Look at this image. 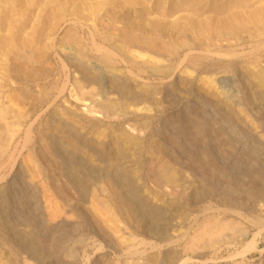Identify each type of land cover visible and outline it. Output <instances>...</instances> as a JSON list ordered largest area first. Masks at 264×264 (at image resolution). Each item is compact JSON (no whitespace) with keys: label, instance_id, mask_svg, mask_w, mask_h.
I'll return each mask as SVG.
<instances>
[{"label":"rangeland","instance_id":"1","mask_svg":"<svg viewBox=\"0 0 264 264\" xmlns=\"http://www.w3.org/2000/svg\"><path fill=\"white\" fill-rule=\"evenodd\" d=\"M33 1L0 4L33 18L27 56L0 48V211L23 242L0 224V264H264V46L225 30L230 0Z\"/></svg>","mask_w":264,"mask_h":264},{"label":"bare ground","instance_id":"2","mask_svg":"<svg viewBox=\"0 0 264 264\" xmlns=\"http://www.w3.org/2000/svg\"><path fill=\"white\" fill-rule=\"evenodd\" d=\"M5 1V3L7 2V4H13L15 7H19V6H22V4H20V3H23L24 1H25V3L26 2H28V0L26 1V0H16V1H18V2H20V3H17L16 1H8V0H0V4H2L1 2H4ZM61 1H63V0H53V4H55L56 3V5L58 6V7H60L61 6ZM127 1V3H129V4H131V5H134V4H137L138 3V1L139 0H126ZM192 1H194V0H185V1H183V0H180L179 2L181 3V4H184L185 3V5H186V2L188 3H190V2H192ZM31 2H32V0H31ZM33 2H38L41 6H46L48 3H49V1L48 0H34ZM85 2H86V0H85ZM87 2H88V0H87ZM196 2V1H195ZM247 1L246 0H230V2H228V3H226L225 5H223V7L224 8H226V9H228V8H231V9H228V10H224V8L222 7V6H220L219 7V10L220 11H224L226 14H229L230 16V18H228L227 20H225V23L223 24L224 26H225V30H229V32L231 33V34H233V36L235 35L236 36V38H237V34L239 33V32H243L244 34H246V39H244L243 40V42L244 43H247V45H250L252 48H253V50L254 51H257V50H259L260 48H262L263 46H264V43L262 42V37L264 36V8L263 7H260L261 8V10L260 9H255V10H251L249 13V15L247 16V15H245L244 16V12L242 11V7H243V3H246ZM68 3H69V1H68ZM89 3V2H88ZM249 3V2H248ZM264 3V0H258L257 2H256V4H263ZM28 4V3H27ZM31 4V3H30ZM63 4V3H62ZM66 4V3H65ZM86 4V3H85ZM124 4H126V3H124ZM128 4V5H129ZM142 4V3H141ZM201 4V3H200ZM35 5V4H34ZM38 5V4H37ZM68 5V4H67ZM143 5V4H142ZM88 6V5H87ZM249 6V5H248ZM31 7H33V6H31ZM30 7V8H31ZM40 7V6H39ZM67 7V6H66ZM99 7V6H98ZM167 7V6H166ZM175 7V6H174ZM209 7H211V6H209ZM216 7V6H215ZM218 7V6H217ZM251 7H252V5H251ZM38 7H36V9H37ZM69 8V7H68ZM73 8V7H72ZM102 8V7H101ZM172 8H173V6H172ZM21 9V8H20ZM42 9V8H41ZM60 9V8H59ZM58 9V10H59ZM70 9H71V7H70ZM69 9V10H70ZM74 9V8H73ZM99 9H100V7H99ZM180 9V8H179ZM253 9V8H252ZM10 10V9H9ZM18 10V9H17ZM61 10V9H60ZM68 10V9H67ZM80 10H82V9H80V6L79 7H76L75 9H74V11H75V13L76 12H80ZM93 9H92V7H91V9H90V11H92ZM97 11H98V9H96ZM217 10V9H216ZM247 10V9H246ZM20 11V10H19ZM28 11V10H27ZM33 11V10H32ZM63 10H61V12H62ZM94 11H95V9H94ZM9 12H11V11H9ZM25 12V11H24ZM228 12V13H227ZM17 13V12H16ZM56 13H58V11H56ZM59 13H60V11H59ZM70 13H72V11L71 12H69V14ZM74 13V14H75ZM175 13V12H174ZM173 13V14H174ZM207 13V12H206ZM208 13H210V11L208 12ZM212 13V12H211ZM14 14H15V11H14ZM13 14V15H14ZM30 14V13H29ZM32 14V13H31ZM30 14V15H31ZM47 14V13H46ZM61 14V13H60ZM11 15V14H10ZM26 16H24V13L22 14H18V16L16 17V20H15V17H14V19H13V17H9V14H3V12L0 14V48H5V53H9V48L11 49L12 47V49L13 50H15V53H16V55L15 56H17V57H19V56H27L28 55V51L25 49L27 46H29L30 44H32L33 43V39H32V37H29V36H26L27 35V28H28V26L30 27V21H32L31 19H33V18H31L30 19V17H29V15H27V14H25ZM213 15V14H212ZM48 16H50L49 14H48ZM48 16H46V17H42V20H45V19H48ZM61 16H63V14L61 15ZM206 16V15H205ZM232 17H234V18H232ZM232 18V20H230ZM61 19V18H60ZM216 19V18H215ZM40 20H41V18H40ZM10 21H12V22H10ZM194 21V20H193ZM42 22V21H41ZM44 22V21H43ZM45 22H46V20H45ZM52 22V21H51ZM211 22V21H210ZM219 22H222V21H219ZM12 23V24H11ZM223 23V22H222ZM39 24H40V21H39ZM38 24V22H37V25H39ZM71 24V23H70ZM211 24V23H210ZM36 25V24H35ZM36 25V26H37ZM42 25H44V24H42ZM73 25H75L74 23L72 24V26ZM202 25V26H201ZM39 27H41L40 25H39ZM52 27V26H51ZM60 27V26H59ZM77 27V26H76ZM195 27L197 28V29H200L201 27V29H205L206 27H207V25L205 26L204 24H200V22H197V25L195 24ZM42 28V27H41ZM212 28V27H211ZM210 28V29H211ZM223 28V27H222ZM54 29H56V28H54ZM54 29H52V30H54ZM221 29V28H220ZM30 30H32L31 28H30ZM39 30H40V28H39ZM42 30V29H41ZM169 30H170V28H169ZM208 30V29H207ZM236 30H238L239 32L237 33V31ZM57 31V30H56ZM146 31V30H145ZM5 32H7V34L5 33ZM30 32V31H29ZM38 32V31H37ZM41 32V31H40ZM199 32H201L200 30H199ZM212 32H214V33H216V35L217 34H221V32H222V30H215V29H212ZM225 32V31H224ZM6 34V35H5ZM32 34V33H31ZM41 34V33H40ZM39 34V35H40ZM52 34V33H51ZM43 35V34H42ZM41 35V36H42ZM128 35V34H127ZM224 36H222V37H220V35H219V37H217V39H212V38H210V37H213L214 35H211L210 37H206L205 35V41H207L206 42V44H208V45H211V46H215V48H216V50H220V49H222V48H225V50L226 51H230L231 50V43H229V38H227V37H225V34H223ZM34 36V35H33ZM50 36V35H49ZM234 36V37H235ZM40 37V36H39ZM47 37V36H46ZM234 37H233V39H234ZM202 38H203V36H202ZM40 38H38V40H39ZM62 40H68L69 39V41H71V42H73L74 44H76V46L78 47L77 48V52H78V54H81L82 53V51H81V45H80V42L77 40V38H76V35H75V33L73 32H71L70 30H67L66 32H65V34H62V38H61ZM238 40L237 41H240L241 43H242V41H241V37L240 38H237ZM243 39V38H242ZM37 40V41H38ZM105 40L107 41V38H105ZM68 42V41H67ZM213 42V43H212ZM263 43V44H262ZM80 45V46H79ZM198 46H199V44H197ZM37 46V45H36ZM95 51H97L98 53H96V56H94V58L95 59H97L98 57H100L99 59H106L104 56H105V54L104 53H102L103 51L102 50H99L100 49V47L98 46V45H95ZM176 48V47H175ZM25 49V50H24ZM182 49V48H181ZM264 49V48H263ZM252 50V49H251ZM21 51V52H20ZM174 51H175V49H174ZM206 51H207V53H203L202 54V56H200V57H195L196 59V61L195 60H193L192 58H190L189 57V60L193 63V61H194V64L195 63H197V61H201V60H204V59H207V58H213L214 57V52H212V51H210V50H208V49H206ZM11 52V51H10ZM100 52L102 53V54H100ZM218 52V51H217ZM23 53V54H22ZM163 53V52H162ZM99 54L101 55V56H99ZM217 54V53H216ZM220 54V53H219ZM83 55V54H82ZM224 55V54H223ZM188 56V55H187ZM232 56L233 55H231V54H229L228 55V57H230V62L228 61V64H231L232 62H235V61H237L236 60V58H237V56H233V58H232ZM92 57V56H91ZM193 57V56H192ZM219 57V56H218ZM224 57V56H223ZM184 58H186V57H184ZM187 59V58H186ZM218 61V60H217ZM216 62V61H215ZM133 63V62H132ZM203 62H201V64H202ZM212 63V62H211ZM200 64V65H201ZM214 64V63H213ZM209 66V65H208ZM229 66V65H228ZM227 67V66H226ZM191 68V67H190ZM228 69V68H227ZM8 71V70H7ZM186 72V71H185ZM151 74V73H150ZM97 108L101 111V112H103L105 115H103V116H105V117H108V115L109 116H116V111H115V108H114V104H108V105H102V106H100V104H99V106H97ZM126 115V114H125ZM112 118V117H111ZM110 119V118H109ZM112 119H114V118H112ZM116 119V118H115ZM56 130V129H55ZM25 137H26V140H27V142H29L30 141V136L25 132ZM118 139L119 140H121L122 142H124V143H127V144H130V145H138L139 143H138V141H137V138H136V136L134 137V136H131V135H129V133L128 132H126V131H121V132H118ZM125 147V146H124ZM122 152V151H121ZM65 156V155H64ZM67 156V155H66ZM114 156H115V154H114ZM125 156V155H124ZM68 157V156H67ZM63 158V157H62ZM92 158V157H91ZM63 161H65V163L66 162H70V164H74L75 165V162H73L71 159H69V158H64V160ZM112 162V161H111ZM65 165H67V164H65ZM165 165V164H164ZM37 167V166H36ZM75 167V166H74ZM73 169V168H72ZM160 170H161V174H162V177H163V179L165 180V182L166 181H168L169 183H173L170 179H167L166 177H168V172H167V167H163V166H160ZM32 171V170H31ZM121 172V171H120ZM126 174V173H125ZM67 175V174H66ZM125 176V175H124ZM127 176V175H126ZM132 176V175H131ZM118 177V176H117ZM120 178V177H119ZM124 178V177H123ZM127 178V177H126ZM158 178V177H157ZM128 179H131V178H127V180ZM73 180H75V179H73ZM78 180V179H77ZM126 180V181H127ZM76 181V180H75ZM82 181V180H81ZM128 181H131V180H128ZM71 182V181H70ZM77 182V181H76ZM72 183L73 185H76L77 183ZM79 182V181H78ZM80 183V182H79ZM118 183H119V181H118ZM124 183V182H123ZM135 183V182H134ZM138 183V182H137ZM79 185V184H78ZM121 186V185H120ZM76 187V186H75ZM131 187V186H130ZM135 187V186H134ZM73 188H74V186H73ZM124 188V187H123ZM126 189V188H125ZM124 189V190H125ZM133 190V189H132ZM264 193V192H263ZM125 195V194H124ZM157 196V195H156ZM116 198L118 199H116L118 202H122V201H124V202H128L132 207H134V206H136V202H135V200H132V199H130L129 197H127V198H125L123 195H121V194H118V195H116ZM2 199V198H1ZM1 199H0V201H1ZM2 203L4 202V204H5V201H1ZM1 206V205H0ZM2 207V206H1ZM145 207V206H144ZM138 209H140V208H138ZM3 211V210H2ZM2 211H0V224H1V229L4 231V233H5V235H7V238L8 239H11V240H13L14 242L16 241H18V240H20V244H22L21 243V239H20V235L19 236H17V233H15V232H13V230H11V232H9V228H7V226H6V224L4 223V218L3 217H5V215L3 216L2 215ZM5 212V211H4ZM233 213V212H232ZM4 214V213H3ZM258 216V215H257ZM207 223V227L206 228H203L201 231H200V233L198 232V233H196V235H195V238L198 240H203L204 238H207V239H212V238H215V237H219V235H217V234H214L215 232H214V230H211V229H209L212 225H213V227L216 225V222L215 221H209L208 220V222H206ZM226 225V224H225ZM214 229V228H213ZM217 235V236H216ZM195 239V240H196ZM192 246V245H191ZM20 248V247H19ZM24 249V248H23ZM246 250V249H245ZM30 252V251H29ZM137 253H139V252H137ZM34 257V256H33ZM183 264V263H182Z\"/></svg>","mask_w":264,"mask_h":264}]
</instances>
